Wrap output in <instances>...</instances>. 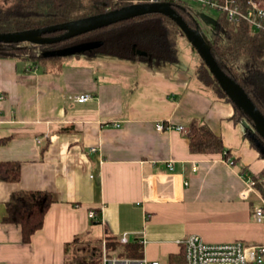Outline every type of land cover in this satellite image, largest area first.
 Here are the masks:
<instances>
[{
  "label": "crops",
  "instance_id": "obj_1",
  "mask_svg": "<svg viewBox=\"0 0 264 264\" xmlns=\"http://www.w3.org/2000/svg\"><path fill=\"white\" fill-rule=\"evenodd\" d=\"M193 60L152 69L109 57L0 59V163L21 166L18 182L0 180V264H75V255L96 254V241L107 253V238L125 234L142 258L161 264L191 235L263 242L256 213L264 209V159L233 105L199 81ZM81 95L91 99H70ZM193 121L221 138L234 165L224 153L190 151ZM158 123L173 128L158 131ZM19 191L57 200L29 243L4 221Z\"/></svg>",
  "mask_w": 264,
  "mask_h": 264
},
{
  "label": "trees",
  "instance_id": "obj_2",
  "mask_svg": "<svg viewBox=\"0 0 264 264\" xmlns=\"http://www.w3.org/2000/svg\"><path fill=\"white\" fill-rule=\"evenodd\" d=\"M246 1L240 0L244 3ZM131 4V0H0V33L44 28L106 13ZM175 10L189 27L196 26L197 22L188 12L181 8H175ZM60 34L61 32H58L47 36ZM181 36L183 34L174 21L167 16L154 13L54 45L0 43V59H14L38 65L47 59L43 56L46 51L63 49L85 42L101 41L103 45L100 48L74 56L88 59L109 57L145 64L152 69H161L179 64L178 41ZM209 44L212 55L222 71L243 88L253 104L264 115V33L255 32L244 22L236 25L226 16L221 15L209 39ZM197 78L219 98L233 105L235 122L245 121L252 125V121L242 110L231 102L200 58ZM248 132L249 129L245 134L247 138H249ZM187 135L192 153H224L225 157H228L229 154L224 150L221 138L197 121L191 122ZM255 136L264 145V140L257 134ZM250 142L252 147L259 151L253 140L250 139ZM260 155L264 159L261 153ZM260 176L264 184V170ZM20 178L19 163H0L1 181L16 183ZM258 187L264 196L262 185ZM56 201V197L49 192H15L6 205L4 221L20 226L24 243H29L32 236L43 228L45 216ZM108 247L126 258L143 257V248L138 243L121 245L117 238L108 237L106 248ZM99 262L100 260L84 261L82 264ZM167 264H186L184 249L182 248L180 254L171 256Z\"/></svg>",
  "mask_w": 264,
  "mask_h": 264
},
{
  "label": "water",
  "instance_id": "obj_3",
  "mask_svg": "<svg viewBox=\"0 0 264 264\" xmlns=\"http://www.w3.org/2000/svg\"><path fill=\"white\" fill-rule=\"evenodd\" d=\"M154 13L167 16L176 23L183 36L187 38L231 102L252 121V125H249V138L253 140L259 153L264 156V145L255 136L257 134L264 140V115L253 104L243 88L219 67L212 55L209 39L204 37L201 27L198 24L194 28L189 27L169 3L131 4L106 13L44 28L0 33V43H28L35 46L54 45L123 21ZM58 32H61L58 36H47ZM102 45L103 42L101 41L85 42L63 49L46 51L43 56L45 58L71 57L98 49Z\"/></svg>",
  "mask_w": 264,
  "mask_h": 264
},
{
  "label": "built area",
  "instance_id": "obj_4",
  "mask_svg": "<svg viewBox=\"0 0 264 264\" xmlns=\"http://www.w3.org/2000/svg\"><path fill=\"white\" fill-rule=\"evenodd\" d=\"M187 2L199 4L202 7L216 10L220 15L239 25L248 24L255 32L264 33V7L262 0H247L245 3L240 0H131L132 4H157L169 3L173 7L184 9L190 14ZM73 102L85 103L91 99L90 95L70 97ZM158 131L170 130L173 127H165L163 123L156 125ZM186 133L183 127L177 128ZM95 152L96 149H92ZM225 156V154H224ZM229 165H234V161L226 157ZM248 184L250 190L255 187V181L249 177ZM245 196V194H244ZM93 217V214H92ZM257 221L264 223V209H258L256 213ZM121 245L130 244L128 236L125 234L119 238ZM179 245L184 249L186 264H264V240L257 245L248 246L241 241L226 244H210L196 235L188 236L180 240ZM97 264H161L158 261H148L145 258H108L104 251L103 257Z\"/></svg>",
  "mask_w": 264,
  "mask_h": 264
},
{
  "label": "rangeland",
  "instance_id": "obj_5",
  "mask_svg": "<svg viewBox=\"0 0 264 264\" xmlns=\"http://www.w3.org/2000/svg\"><path fill=\"white\" fill-rule=\"evenodd\" d=\"M264 1V0H262ZM186 6L190 9V15L194 18V20L197 22V24L201 27L203 35L206 39H210L213 35L214 29H215V22L219 20L220 14L213 9H208L205 7L200 6L199 4L187 2ZM178 55L184 60H187L188 62L191 61V59L198 60L197 64H199V56L197 52L193 49L191 44L188 42L187 38L185 36H181L178 41ZM66 58V57H61ZM58 58H47L43 61V63H49L54 62ZM195 60L194 63H195ZM192 63H190L188 66H191ZM186 66V65H185ZM187 67V66H186ZM247 123V122H246ZM249 124L247 123V127ZM250 127V126H249ZM95 248L97 249V252L92 258H89L90 255L82 256V255H76L74 256L73 261L75 264H82V262H94L98 259H100L104 254V244L99 240L96 241L94 244ZM92 246L90 247V254L92 251ZM107 256L108 258H115L119 257L122 258L123 256L118 253V251H113L111 247H108L107 249ZM87 259H89L87 261ZM91 259V260H90Z\"/></svg>",
  "mask_w": 264,
  "mask_h": 264
},
{
  "label": "flooded vegetation",
  "instance_id": "obj_6",
  "mask_svg": "<svg viewBox=\"0 0 264 264\" xmlns=\"http://www.w3.org/2000/svg\"><path fill=\"white\" fill-rule=\"evenodd\" d=\"M175 8H177V7H174V9H175ZM181 10H182V9H181ZM192 19H194V18H192ZM57 36H58V35H57Z\"/></svg>",
  "mask_w": 264,
  "mask_h": 264
}]
</instances>
